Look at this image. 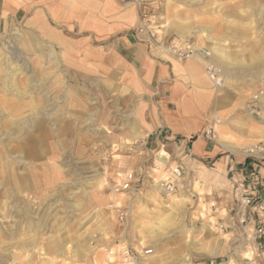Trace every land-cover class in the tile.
Returning <instances> with one entry per match:
<instances>
[{
  "label": "rangeland",
  "instance_id": "374dc122",
  "mask_svg": "<svg viewBox=\"0 0 264 264\" xmlns=\"http://www.w3.org/2000/svg\"><path fill=\"white\" fill-rule=\"evenodd\" d=\"M135 2L140 13L151 17L158 34L173 31L176 39H190L200 48L221 47L231 57L245 60L233 64L213 52L199 59L221 82L218 87L224 108H230L233 124L251 135L247 146L264 143V0ZM14 31L0 46V68L21 87L30 73L16 50ZM29 35L43 58L50 52L55 62L53 51ZM50 73L52 80L63 75L59 68ZM39 75L42 78V73ZM48 78L39 87L33 86L32 97L55 90L56 96L60 94L58 83H49ZM1 93L10 97L0 90ZM254 95L258 100L251 103ZM44 96L36 99L35 111L25 109L11 118L22 123L31 119V129L7 137L0 131V140L7 149L0 156V264H103L106 252L117 253L122 244L136 252L153 250L135 264H208L211 260L221 264L229 259L234 264H264L263 252L253 242L250 226L244 228L236 221L235 226L221 232L196 216L190 199L202 197L205 190L201 185H210V181L188 175L179 181L174 196L164 197L157 183L163 169L160 162L167 157L165 151L146 157L140 143H124L117 140L115 130L102 129L111 115H103L95 106L80 109L74 100L58 108L52 101L58 103L59 98L51 101ZM25 100L28 102L30 97ZM219 124L225 126L222 120ZM34 139L32 157L25 154L23 146ZM153 157H158L157 162ZM144 167H151L149 172L155 175L148 178L146 192L131 196L113 191L118 175L133 172L141 177ZM24 177L28 179L26 187L15 184ZM97 181L102 184L95 191ZM119 207L127 212L124 225L116 221ZM163 219L166 224L159 225ZM153 225H159V234L149 232ZM33 238L35 244L29 247ZM25 243L26 249L21 250ZM250 251L254 252V262L243 259V253ZM111 261L119 264L116 257Z\"/></svg>",
  "mask_w": 264,
  "mask_h": 264
},
{
  "label": "crops",
  "instance_id": "0c3cea01",
  "mask_svg": "<svg viewBox=\"0 0 264 264\" xmlns=\"http://www.w3.org/2000/svg\"><path fill=\"white\" fill-rule=\"evenodd\" d=\"M138 14L135 0H0V46L18 29L49 47L56 61L48 79L58 83L60 94L49 92L47 99L59 98L52 101L58 108L74 100L80 109L95 106L111 115L102 129L115 130L124 143H140L146 157L165 151L159 181L170 178V169L178 165L183 168L179 181L188 175L210 181L201 185L202 197L190 200L198 219L222 232L235 226L239 193L264 199V164L243 156L251 135L233 124L206 67L199 60L155 57L135 31ZM158 35L162 41L177 36L173 31ZM56 68L63 75L52 80L50 72ZM42 96L35 94V103ZM221 120L235 146L200 136L210 125L217 136L215 126ZM143 169L139 193L147 191L148 178L155 176L151 167Z\"/></svg>",
  "mask_w": 264,
  "mask_h": 264
},
{
  "label": "built area",
  "instance_id": "2783aa9c",
  "mask_svg": "<svg viewBox=\"0 0 264 264\" xmlns=\"http://www.w3.org/2000/svg\"><path fill=\"white\" fill-rule=\"evenodd\" d=\"M138 27L135 30L141 35V41L145 43L151 52L156 54L155 57L161 58L168 56L174 58L179 62L186 60H199L201 59V53L196 48L194 42L190 39H176L169 38L167 41H162L158 38V31L153 26L151 17L143 12L138 14ZM207 75L214 82L215 86L220 85V81L216 80L217 75L210 68H206ZM258 100V96L254 95L251 98V103ZM204 140L208 142H215L216 135L214 126H208L200 135ZM165 141H169V135L163 133ZM243 156L251 161L264 164V143L257 142L251 144L242 149ZM188 157H191V153L188 152ZM155 168V165H153ZM171 177L166 180H161L157 183V187L164 197L169 198L174 196L179 190V179L183 174V168L178 165L170 169ZM118 181L113 184V191L115 193H125L131 196L139 193L141 180L139 176H136L133 172H126L117 176ZM238 218L239 225L244 228L250 226L252 233V240L256 244L257 248L261 249L264 255V199L256 198L255 196L248 194L247 192L239 193L238 195ZM113 207V206H110ZM116 209V208H115ZM211 209L216 210L215 206H211ZM116 221L120 225L127 223V212L125 208H117ZM153 252L152 249H142L140 252H136L130 248L127 244H122L119 250L116 252H106V264H112L115 257L119 260V264H135L138 258L143 256H149ZM208 264H215L214 260H211Z\"/></svg>",
  "mask_w": 264,
  "mask_h": 264
},
{
  "label": "bare ground",
  "instance_id": "6f19581e",
  "mask_svg": "<svg viewBox=\"0 0 264 264\" xmlns=\"http://www.w3.org/2000/svg\"><path fill=\"white\" fill-rule=\"evenodd\" d=\"M260 12H261V10H260ZM14 34L16 35V39H15L16 50L18 51V54L20 56H22V59H23L25 66H26V67L25 66L24 67L29 70L30 75H29L27 80L23 81V84L20 87L18 85V81H16V79L13 78L12 75L5 74L6 73L5 69L0 68V81H1L0 82V90L2 92L10 94L9 98H7L8 96L4 95L3 93H1L3 95H0V128H1L0 131L2 133H5L4 135L6 137L10 134H13V133L19 134L22 130L31 129L30 127H31V124L33 123V121H30L31 119L30 120L29 119L23 120V123H22L20 121L12 120L11 118L14 119V117H18L22 113V111H25V109L32 111V112H33V110L35 111V109H36V107H35L36 106L35 105V96L32 97V95L34 94L33 86L36 87L38 84L37 87H39L40 86L39 83L46 81L47 77L49 76L48 70L52 69V64L54 63V61H53L54 59L52 58V54L50 52L48 53V55L45 58H43V56L39 52L40 49L35 47V41H34L33 37L29 35V33H24L22 31H19L18 29H15ZM202 37L204 38V37H206V35L202 34ZM206 42H208V41H206ZM221 46L223 47V46H225V44H223ZM196 48L199 51V53L203 54L202 56H204V57L210 56L211 52H213L216 56H219L220 59L227 61V62H231L233 64L242 63V61H245L240 56L231 57L221 47L207 46L206 48H200V47L196 46ZM6 59H8V58H6ZM48 62H50V63H48ZM37 63H39L40 69L37 67ZM17 66H18V64H17ZM225 67H227V66H225ZM21 68H23V67H21ZM39 72L42 73V75H43L42 78L39 75L40 74ZM223 73H224V70H223ZM222 79H224V81H225L226 77H224ZM28 97H30V100L27 102V100H25V99ZM23 125H25L27 128H24ZM33 127H35L34 124H33ZM215 127H216V131H217V139L219 142H222L224 145H227V146H235L233 139L230 138L228 133L223 131L225 128L224 125L221 126L219 123H217V125ZM262 132L263 131H261V133ZM23 147H24L26 155L28 154L29 156L35 157V139L33 141H30L29 143H25ZM1 148H2V150H0V152H1L0 156L2 154V151H4V150L7 151L5 144L0 140V149ZM26 151H28V152H26ZM6 154L8 156L7 152H6ZM21 162H23V161H21ZM27 180L28 179L24 177V178H22V180L21 179L16 180L15 184H18V186L20 185V186L26 187L28 184ZM101 184H102L101 181H97V183L95 184L96 186L94 187V190L96 191V190L101 189ZM172 202H175L174 199H172ZM4 210H5V208H4ZM163 222H164V219L162 220V222H160L159 225L166 224ZM158 226H155V225L150 226L149 232L153 233V234H159L160 231H159ZM249 236H248V239L251 240V237H249ZM26 244L27 243L21 245V250L26 249L27 245L29 247H30V245L34 246V244H35L34 238L31 239L27 245ZM243 259L249 260L250 262H254L255 261L254 252L250 251V252L243 253ZM221 264H234V262L232 261V259H229L226 263H221ZM254 264H256V263H254Z\"/></svg>",
  "mask_w": 264,
  "mask_h": 264
}]
</instances>
